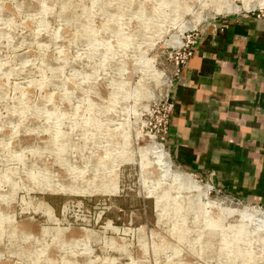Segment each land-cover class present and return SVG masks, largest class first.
<instances>
[{
    "label": "rangeland",
    "instance_id": "rangeland-1",
    "mask_svg": "<svg viewBox=\"0 0 264 264\" xmlns=\"http://www.w3.org/2000/svg\"><path fill=\"white\" fill-rule=\"evenodd\" d=\"M262 3L0 0V264H264V205L179 163L158 117L188 33Z\"/></svg>",
    "mask_w": 264,
    "mask_h": 264
},
{
    "label": "crops",
    "instance_id": "crops-1",
    "mask_svg": "<svg viewBox=\"0 0 264 264\" xmlns=\"http://www.w3.org/2000/svg\"><path fill=\"white\" fill-rule=\"evenodd\" d=\"M199 52L171 90L168 145L179 163L264 205V17L223 20Z\"/></svg>",
    "mask_w": 264,
    "mask_h": 264
},
{
    "label": "built area",
    "instance_id": "built-area-1",
    "mask_svg": "<svg viewBox=\"0 0 264 264\" xmlns=\"http://www.w3.org/2000/svg\"><path fill=\"white\" fill-rule=\"evenodd\" d=\"M257 17H264V14H253ZM217 24H213L212 27L216 29ZM205 38V33L201 30L192 31L188 33L186 37V42L183 43L176 50V62L179 67L182 68L181 77L183 73H186L189 68L190 61L199 55V47L202 45ZM180 71V69H179ZM176 110V102L171 100L170 95L165 100L164 104L158 109L160 126H161V135L162 140H166L169 137V132L171 129V122L174 117Z\"/></svg>",
    "mask_w": 264,
    "mask_h": 264
},
{
    "label": "bare ground",
    "instance_id": "bare-ground-1",
    "mask_svg": "<svg viewBox=\"0 0 264 264\" xmlns=\"http://www.w3.org/2000/svg\"><path fill=\"white\" fill-rule=\"evenodd\" d=\"M135 1V0H134ZM135 3V2H134ZM133 3V4H134ZM262 5H264V3H262ZM148 7V6H147ZM152 7V6H151ZM156 10V9H155ZM222 11H224V13L225 12H229V11H235V12H239L240 10H241V8L240 7H238V6H234V5H230V4H227V5H224V6H222V9H221ZM110 26H112L111 24H110ZM50 35V34H49ZM77 38H78V36H77ZM91 62V61H90ZM91 65V64H90ZM92 67H93V64H92ZM101 89V88H100ZM80 91H82V90H80ZM21 96V95H20ZM112 99V98H111ZM64 135V134H63ZM154 144H156V146L157 147H155L154 149L155 150H157V152L160 154V156L164 159V161L165 162H172L171 161V155H170V153H169V151L168 150H164L159 144H157V143H154ZM153 144V145H154ZM70 186V185H69ZM245 212H248V213H250L251 215H252V217H260V218H262V220L264 219L263 217H262V212L260 211V210H254V209H250V208H246L245 209ZM264 221V220H263Z\"/></svg>",
    "mask_w": 264,
    "mask_h": 264
}]
</instances>
